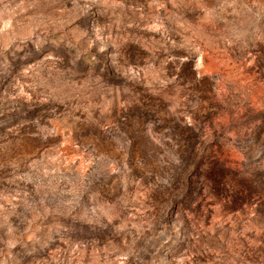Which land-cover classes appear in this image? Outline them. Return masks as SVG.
I'll list each match as a JSON object with an SVG mask.
<instances>
[{
    "label": "rangeland",
    "instance_id": "obj_1",
    "mask_svg": "<svg viewBox=\"0 0 264 264\" xmlns=\"http://www.w3.org/2000/svg\"><path fill=\"white\" fill-rule=\"evenodd\" d=\"M0 264H264V0H0Z\"/></svg>",
    "mask_w": 264,
    "mask_h": 264
}]
</instances>
